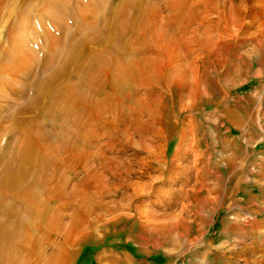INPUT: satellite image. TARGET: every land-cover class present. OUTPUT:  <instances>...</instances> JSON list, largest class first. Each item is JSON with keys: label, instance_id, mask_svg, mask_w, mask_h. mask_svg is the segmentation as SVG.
Masks as SVG:
<instances>
[{"label": "bare ground", "instance_id": "1", "mask_svg": "<svg viewBox=\"0 0 264 264\" xmlns=\"http://www.w3.org/2000/svg\"><path fill=\"white\" fill-rule=\"evenodd\" d=\"M76 1L80 4L70 16L45 8L46 23L55 32L46 25L42 28L44 52L37 66L23 48L13 54L4 49L0 57V82L7 92L4 103L0 102V122H11L8 131L14 139L11 146L0 147V264H69L75 247L73 235L79 238L85 225L99 229L94 220L89 222L97 208L105 215L114 203L146 196V189L127 192L132 169L123 168L116 156L106 154H97L95 167L100 166L113 189L94 180L93 169L80 189L68 194L65 176L76 169L64 159L71 164L87 160L89 155L76 154L80 144L113 136L119 125L139 120L156 102L163 107L165 127L176 130L181 114L175 117L174 106L187 91H193L187 96L194 99L187 105L181 99L179 113L193 108L197 99L202 101L208 89L202 92L200 85L211 87L209 82L214 81L208 75L209 67L219 66L222 56L229 54H224L220 44H202L205 24L214 22L209 15L215 13L218 21L232 12L236 24L247 17L243 29L255 28L259 48L264 44V20L257 25L252 20L257 14L264 16V9H256L260 0H209L204 11L198 8L199 0L195 4L193 0H165L168 13L157 9L159 0L109 1L107 6L104 0ZM154 14L158 17L148 26L147 19ZM13 34V27L6 30L7 37ZM23 55L29 58L21 59ZM143 88L147 91L141 98ZM24 96L27 100L18 102ZM132 108L137 111L129 112ZM154 119L138 133L140 142ZM48 122L55 123V131L46 129ZM119 188L126 192L120 195ZM74 198L78 204L63 226V209ZM96 200L99 203L94 204ZM56 202L52 208L50 204ZM138 228L141 234L150 230L166 234L171 229L148 222ZM57 238L61 242L45 253L48 243Z\"/></svg>", "mask_w": 264, "mask_h": 264}, {"label": "rangeland", "instance_id": "2", "mask_svg": "<svg viewBox=\"0 0 264 264\" xmlns=\"http://www.w3.org/2000/svg\"><path fill=\"white\" fill-rule=\"evenodd\" d=\"M109 1L118 0H104V5L107 6ZM164 1H156L155 5L158 10L168 13ZM199 1L198 8L201 7L202 11L205 5L210 4L209 0ZM79 4L76 0H0V57L4 49L13 54L23 48L34 57L33 66H37L44 52L40 41L42 28L45 30L46 25L48 30L55 32L46 23L49 20H45L48 18L45 8L52 10L50 12L61 10L64 12L62 15L70 16ZM256 9H264V0L257 3ZM209 16L214 22L205 24L202 44L206 47L220 44L224 54H229L222 56L219 66L209 67L208 75L214 81L209 82L208 79L211 87L200 85L202 92L208 89V94L201 97L202 101L197 99L193 108L179 113L177 105L181 99L182 105L194 99L187 96L193 91H187L174 106L175 117L181 114L176 130L173 126L165 127L167 119L162 115L163 107L156 102L139 120L129 118V123L119 125L118 130L112 133L117 137L104 135L93 143L80 144L79 154H76L89 155L87 160L71 164L70 159H64L68 166L76 169L73 171L68 167L73 172L67 173V178L65 176L64 187L68 194L80 189L81 181L93 174V169L94 180L102 182L107 189H113V184L101 173L100 166L95 167L97 154L114 155L123 168L132 169L128 193L134 189H146V196L140 194L132 202L114 203L105 215L97 208L89 222L94 220V227L99 226V229L93 230L92 226L85 225L86 230L79 238L73 235L75 247L69 264H89L85 262L91 254V264H264V199L259 200L258 188L253 190L251 182L248 183L250 191L247 194L241 190L230 191L231 180L240 172L255 175L249 151L243 147L248 144L240 141L242 152L235 161L228 151L222 149L223 137L237 134L236 129L228 130L226 110L230 118H242L244 115L237 114L236 109H245L264 127V44L259 48V33L255 28L243 29L242 24L249 20L247 17L236 24L238 22L232 12L218 21L215 13ZM157 17L155 14L149 17L148 26ZM252 20L257 25L264 16L257 14ZM10 27L14 28L15 34L9 38L6 30ZM170 45L174 47L173 43ZM24 57L29 58L23 55L21 59ZM196 66L199 64H193ZM0 84V102L3 104V95L7 92L4 82ZM146 91L144 88L140 90L141 98ZM255 97L259 100L256 101ZM26 100L27 96H24L18 102ZM132 109L129 112L136 110ZM3 112L8 113L9 110ZM153 118L154 123H150L148 133L144 131L145 140L140 142L138 133ZM55 127V123L46 124L47 130L55 131ZM10 128L11 122H0V147L14 143L13 135L8 131ZM228 159H232L231 166L226 165ZM118 192L123 195L126 191L119 188ZM118 198L116 196L115 199ZM57 203L50 206L54 208ZM93 203H99V200ZM77 204V198H74L65 205L63 226L71 219L69 215ZM97 214L102 216L97 217ZM114 221L116 224L113 226ZM147 222L171 229L166 234L152 230L141 234L138 225ZM184 226L186 229L183 230ZM61 240L57 238L52 244L48 243L45 253L56 248ZM84 246L90 248L76 261ZM126 249L133 255H128Z\"/></svg>", "mask_w": 264, "mask_h": 264}, {"label": "crops", "instance_id": "3", "mask_svg": "<svg viewBox=\"0 0 264 264\" xmlns=\"http://www.w3.org/2000/svg\"><path fill=\"white\" fill-rule=\"evenodd\" d=\"M256 98V97H255ZM259 99L256 98V101ZM261 102V101H260ZM228 110H226L225 114L226 117V124L230 129H236L237 134L233 136H225L222 139V149L224 151H228L229 155H232L234 157V161L238 160V155L241 154L242 146L240 145V141L244 140L247 142L248 146H243L246 151H249L248 159L250 161V165L252 168H255V175H247L246 173H239L236 178H233V181L231 180L230 184V191L231 193L234 192V190H241L243 193H248L250 191L248 187V183H252V189L258 188L257 194L260 196L259 200L264 199V127L259 122H256V119L249 114V112L245 109L238 110L236 109L237 114L244 115L242 118H230L228 115ZM243 127L245 129H243ZM227 130V129H226ZM240 160L242 157L239 158ZM242 163V160L241 162ZM226 165L231 166L232 165V159H228V164ZM241 167V164L239 165ZM259 172V173H258ZM258 173V175H257ZM250 176V177H249ZM255 193H252L254 195ZM243 199V197H240ZM248 210H251L250 208H247ZM257 211V210H256ZM90 248L87 246H84L78 253L76 261H79V259L82 258L84 255V252L86 249ZM126 253L128 255H133L132 252L129 249H126ZM93 259V254L90 255L88 260H86L85 263L91 264V260Z\"/></svg>", "mask_w": 264, "mask_h": 264}]
</instances>
